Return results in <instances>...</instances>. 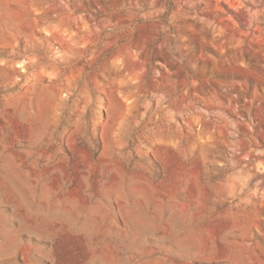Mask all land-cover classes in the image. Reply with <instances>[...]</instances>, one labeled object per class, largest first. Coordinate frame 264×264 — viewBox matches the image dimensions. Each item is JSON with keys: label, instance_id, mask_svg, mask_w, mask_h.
Segmentation results:
<instances>
[{"label": "rangeland", "instance_id": "374dc122", "mask_svg": "<svg viewBox=\"0 0 264 264\" xmlns=\"http://www.w3.org/2000/svg\"><path fill=\"white\" fill-rule=\"evenodd\" d=\"M0 264H264V0H0Z\"/></svg>", "mask_w": 264, "mask_h": 264}]
</instances>
